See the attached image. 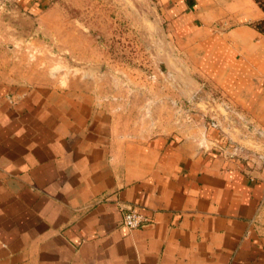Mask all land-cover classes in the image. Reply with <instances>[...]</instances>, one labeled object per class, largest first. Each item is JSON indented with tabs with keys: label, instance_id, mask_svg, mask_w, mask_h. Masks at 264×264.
Returning a JSON list of instances; mask_svg holds the SVG:
<instances>
[{
	"label": "crops",
	"instance_id": "1",
	"mask_svg": "<svg viewBox=\"0 0 264 264\" xmlns=\"http://www.w3.org/2000/svg\"><path fill=\"white\" fill-rule=\"evenodd\" d=\"M4 1L36 20L54 2ZM158 1L179 61L264 131L258 4ZM149 96L0 76V264H264V168L216 122H143Z\"/></svg>",
	"mask_w": 264,
	"mask_h": 264
},
{
	"label": "rangeland",
	"instance_id": "2",
	"mask_svg": "<svg viewBox=\"0 0 264 264\" xmlns=\"http://www.w3.org/2000/svg\"><path fill=\"white\" fill-rule=\"evenodd\" d=\"M168 28L158 0H54L37 20L0 0V76L26 86L75 79L89 89L153 94L158 101L147 104L158 116L145 111L143 122L221 124L237 154L262 170L264 131L179 61Z\"/></svg>",
	"mask_w": 264,
	"mask_h": 264
},
{
	"label": "built area",
	"instance_id": "3",
	"mask_svg": "<svg viewBox=\"0 0 264 264\" xmlns=\"http://www.w3.org/2000/svg\"><path fill=\"white\" fill-rule=\"evenodd\" d=\"M148 221V218L141 212L128 209L124 211L121 223L128 229H134L144 226Z\"/></svg>",
	"mask_w": 264,
	"mask_h": 264
},
{
	"label": "trees",
	"instance_id": "4",
	"mask_svg": "<svg viewBox=\"0 0 264 264\" xmlns=\"http://www.w3.org/2000/svg\"><path fill=\"white\" fill-rule=\"evenodd\" d=\"M264 13V0H254ZM254 27L264 35V16L253 23Z\"/></svg>",
	"mask_w": 264,
	"mask_h": 264
}]
</instances>
